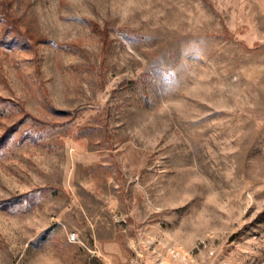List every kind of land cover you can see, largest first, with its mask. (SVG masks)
<instances>
[{
    "label": "rangeland",
    "instance_id": "374dc122",
    "mask_svg": "<svg viewBox=\"0 0 264 264\" xmlns=\"http://www.w3.org/2000/svg\"><path fill=\"white\" fill-rule=\"evenodd\" d=\"M0 264H264V0H0Z\"/></svg>",
    "mask_w": 264,
    "mask_h": 264
},
{
    "label": "built area",
    "instance_id": "2783aa9c",
    "mask_svg": "<svg viewBox=\"0 0 264 264\" xmlns=\"http://www.w3.org/2000/svg\"><path fill=\"white\" fill-rule=\"evenodd\" d=\"M71 242H75L77 240V236L75 234L71 235Z\"/></svg>",
    "mask_w": 264,
    "mask_h": 264
}]
</instances>
